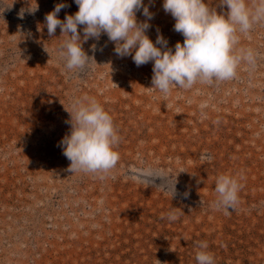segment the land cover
<instances>
[{
	"label": "rangeland",
	"instance_id": "1",
	"mask_svg": "<svg viewBox=\"0 0 264 264\" xmlns=\"http://www.w3.org/2000/svg\"><path fill=\"white\" fill-rule=\"evenodd\" d=\"M3 2L0 264H197L201 241L215 264H264V21L238 34L237 49H252L254 64L242 61L231 80L173 85L165 95L148 88L152 63L119 57L107 35L83 44L97 63L79 74L65 69L56 50L66 36L43 25L58 3L69 5L61 20L78 11L74 0ZM150 11L154 42L158 31L173 49L183 42L163 0H151ZM83 96L103 105L119 136V160L107 173H73L59 146L71 100ZM224 173L241 184L227 214L215 207ZM176 176L172 199L164 185Z\"/></svg>",
	"mask_w": 264,
	"mask_h": 264
},
{
	"label": "clouds",
	"instance_id": "2",
	"mask_svg": "<svg viewBox=\"0 0 264 264\" xmlns=\"http://www.w3.org/2000/svg\"><path fill=\"white\" fill-rule=\"evenodd\" d=\"M78 11L67 14L64 20L59 13L66 3H58L45 15L49 36H54L59 27L66 38L60 43L57 56L70 74L86 71L93 62L94 55L85 51L83 44L102 35L114 42V51L119 57L131 56L139 67L153 65L152 86L167 95L172 86L191 89L198 81L212 84L236 77L242 61L254 64L256 53L252 49L239 48V33L248 34L254 24L264 21V0L250 5L248 0H218L226 11H217L208 0H163V9L175 20L174 30L184 37L169 47L168 40L159 33L155 42L149 37L150 21L154 13L150 11L151 0H74ZM8 8L0 0V9ZM38 7H29L35 13ZM145 17L138 20L137 13ZM25 9L19 13L23 18ZM80 26H83L81 36ZM48 52V50L45 48ZM96 46H92L93 53ZM49 53V52H48ZM70 132L59 146L71 162L69 170L107 173L119 160L115 150L119 136L112 116L95 98L74 97L71 100ZM206 107V105H201ZM211 159V157H207ZM183 172V171H182ZM177 177H169L164 185L172 199L177 195ZM239 179L231 174H220L216 178L215 192L218 198L215 207L227 214L235 210L239 203ZM187 196V193H185ZM169 220L177 219L175 211L168 213ZM207 242L201 241L196 252L197 264H215L214 255L208 250Z\"/></svg>",
	"mask_w": 264,
	"mask_h": 264
}]
</instances>
